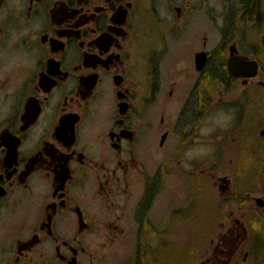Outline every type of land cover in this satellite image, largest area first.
Wrapping results in <instances>:
<instances>
[{
    "label": "flooded vegetation",
    "instance_id": "flooded-vegetation-1",
    "mask_svg": "<svg viewBox=\"0 0 264 264\" xmlns=\"http://www.w3.org/2000/svg\"><path fill=\"white\" fill-rule=\"evenodd\" d=\"M0 264H264V0H0Z\"/></svg>",
    "mask_w": 264,
    "mask_h": 264
},
{
    "label": "rangeland",
    "instance_id": "rangeland-1",
    "mask_svg": "<svg viewBox=\"0 0 264 264\" xmlns=\"http://www.w3.org/2000/svg\"><path fill=\"white\" fill-rule=\"evenodd\" d=\"M196 151H198V149L196 150ZM203 151L204 150H201L200 149V152H197V155H203L204 153H203ZM228 168V164H224L220 169H219V171H220V173L222 172H225L226 171V169ZM217 187L215 186L214 187V192L212 193L213 195H214V197H215V195H217ZM180 191L182 192V194L185 192V188L183 187V186H181L180 187ZM164 202L165 203H167V201L170 199L169 198V194H168V191H166L165 192V194H164ZM177 200V202H178V198L176 199ZM165 205V204H164ZM222 213V212H221ZM215 215H217V212H215L214 213V217H215ZM219 216H222V214H220ZM214 219V218H213ZM214 221V220H213ZM198 221L196 220V223H197ZM196 223L190 228V229H187V230H181V233H182V235L183 236H187L188 235V237H191V239L192 238H200V237H202V238H205V237H203V235H204V233H205V230L204 229H202V230H200L199 229V226L197 227V225H196ZM215 228V227H214Z\"/></svg>",
    "mask_w": 264,
    "mask_h": 264
}]
</instances>
